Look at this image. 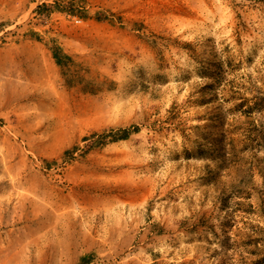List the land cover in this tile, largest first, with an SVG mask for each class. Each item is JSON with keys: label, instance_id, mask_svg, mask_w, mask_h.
Masks as SVG:
<instances>
[{"label": "rangeland", "instance_id": "obj_1", "mask_svg": "<svg viewBox=\"0 0 264 264\" xmlns=\"http://www.w3.org/2000/svg\"><path fill=\"white\" fill-rule=\"evenodd\" d=\"M0 264H264V0H0Z\"/></svg>", "mask_w": 264, "mask_h": 264}, {"label": "trees", "instance_id": "obj_2", "mask_svg": "<svg viewBox=\"0 0 264 264\" xmlns=\"http://www.w3.org/2000/svg\"><path fill=\"white\" fill-rule=\"evenodd\" d=\"M55 60H56V57H55ZM56 62H57V64H60V62L58 60H56ZM129 132L130 131L127 129L122 130L121 131L122 135L119 137V139H116V140H125L129 134ZM135 132H136V130H135ZM67 153H70V151H68Z\"/></svg>", "mask_w": 264, "mask_h": 264}]
</instances>
